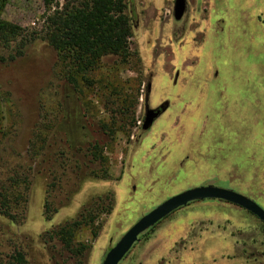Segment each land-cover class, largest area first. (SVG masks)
<instances>
[{"label": "rangeland", "instance_id": "374dc122", "mask_svg": "<svg viewBox=\"0 0 264 264\" xmlns=\"http://www.w3.org/2000/svg\"><path fill=\"white\" fill-rule=\"evenodd\" d=\"M126 3L131 58H103L77 86L43 40L42 1L4 9L25 34L0 44V263L18 250L28 264H79L56 233L89 213L75 243L89 246L82 264H102L143 216L197 187L264 210V0H187L182 23L174 0ZM164 102L143 132L145 110ZM120 264H264V225L233 205L193 203Z\"/></svg>", "mask_w": 264, "mask_h": 264}, {"label": "trees", "instance_id": "16d2710c", "mask_svg": "<svg viewBox=\"0 0 264 264\" xmlns=\"http://www.w3.org/2000/svg\"><path fill=\"white\" fill-rule=\"evenodd\" d=\"M8 1L0 0V44L4 47L23 39L25 34L22 28L2 19ZM41 1L47 11L43 24L45 34L43 40L58 54L60 64L66 70L64 78L70 85L77 86L80 82L90 85L86 74L94 70L105 57H114L123 64L128 63L132 56L129 41L134 28L137 27V21L132 11L130 14L127 13V0H63V4L59 3L60 0ZM30 37L32 38V35ZM149 93L147 83L144 90L145 107ZM167 108L168 103L160 107L163 112ZM2 214L14 220L11 213L3 210ZM87 215L82 216L77 222L64 226L56 233L63 251L79 264H82L89 246L75 243V234L93 223L90 214ZM91 234L95 239L96 232L92 231ZM0 264L28 263L25 254L16 250Z\"/></svg>", "mask_w": 264, "mask_h": 264}, {"label": "water", "instance_id": "95a60500", "mask_svg": "<svg viewBox=\"0 0 264 264\" xmlns=\"http://www.w3.org/2000/svg\"><path fill=\"white\" fill-rule=\"evenodd\" d=\"M186 9L185 0H175L174 2V19L181 20ZM160 111L154 112L149 110L146 113L142 129L148 130L153 120L159 115ZM218 201L238 207L254 216L264 225V210L255 202L247 197L223 188L207 186L197 187L186 190L159 205L147 215L143 216L127 233L119 240V242L109 250L102 264H120L128 253L138 242L140 235L150 228L163 221L166 217L184 208L192 203L202 201Z\"/></svg>", "mask_w": 264, "mask_h": 264}, {"label": "flooded vegetation", "instance_id": "af4514ba", "mask_svg": "<svg viewBox=\"0 0 264 264\" xmlns=\"http://www.w3.org/2000/svg\"><path fill=\"white\" fill-rule=\"evenodd\" d=\"M186 1V9H185V12H184V15H183V17L181 18V20H179V21H175V19H174V14H173V20H174V22L175 23H182V21L185 19V17H186V15H187V12H188V4H187V0H185ZM174 2H175V0H174ZM173 12H174V8H173ZM136 19V18H135ZM149 89H150V85H149ZM164 103H167V102H164ZM163 103V104H164ZM162 104V105H163ZM162 105H160L159 107H157L156 109H153V111L154 112H157V111H160V113H159V115L153 120V123H152V125L154 124V122L159 118V117H161L162 115H164V113L166 112V111H161V109H160V107L162 106ZM168 109V108H167ZM149 110H151V109H146L145 110V115H144V118H143V120H142V125H141V130L143 131V132H147L149 129H151V127H152V125H151V127L148 129V130H143L142 129V126H143V123H144V120H145V116H146V113H147V111H149ZM138 142V141H137ZM193 204V203H192ZM190 205V204H189ZM187 207V206H186ZM185 208V207H184ZM182 209V208H181ZM180 210V209H179Z\"/></svg>", "mask_w": 264, "mask_h": 264}]
</instances>
